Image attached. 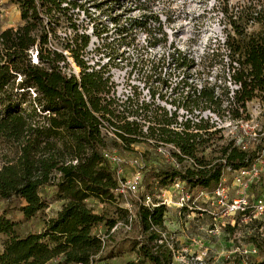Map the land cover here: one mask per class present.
I'll return each mask as SVG.
<instances>
[{"label": "trees", "instance_id": "16d2710c", "mask_svg": "<svg viewBox=\"0 0 264 264\" xmlns=\"http://www.w3.org/2000/svg\"><path fill=\"white\" fill-rule=\"evenodd\" d=\"M63 1L7 0L17 6L21 24L0 29V145L12 153L5 155L0 166V199L21 200L18 209L27 219L47 207L43 187L54 185L63 200L55 216L46 219L38 232L19 235L17 222L0 215V234L5 236L0 264H92L102 251L95 228L102 223L110 228L115 220L94 212L86 201L116 202L120 197L118 179L102 149L111 147L110 142L129 148L147 137L138 122L125 120L100 95L106 87L102 78L83 73L78 82L58 69L61 54L48 46V33L68 19ZM2 5L0 0V10ZM134 7L147 6L138 1ZM222 12L229 14L228 24L234 33L226 34L231 59L227 68L232 83L239 86L229 96L236 105L230 111L234 117L241 116L246 104L256 99L261 103L264 126V5L247 2L236 10L225 5ZM153 19L159 21L157 16ZM146 21L139 23L145 25ZM249 23L258 24L259 29L248 32ZM34 45L37 64L29 56ZM199 98L217 107L214 87H204ZM106 115L118 122L115 127L121 131V143L102 137L99 118ZM164 122L155 120L157 125ZM158 127L159 139L179 146L195 164L182 171L171 165L158 169L154 176L161 187L179 178L190 188L212 190L223 167L246 166L257 157L254 151L225 145L217 156L207 158L197 152L209 138L196 140L191 134ZM148 130L153 136L156 129L149 126ZM134 204L139 257L149 264H171L169 233L164 224L166 207L159 204L148 208L136 200ZM240 219L237 215L234 225H225L223 231L233 233L244 228L257 232L263 224L262 220L243 223ZM250 241L259 246L255 234L250 235Z\"/></svg>", "mask_w": 264, "mask_h": 264}, {"label": "built area", "instance_id": "2783aa9c", "mask_svg": "<svg viewBox=\"0 0 264 264\" xmlns=\"http://www.w3.org/2000/svg\"><path fill=\"white\" fill-rule=\"evenodd\" d=\"M111 2V6L108 7ZM115 2L116 0L62 2V6L68 8V19L64 23L65 31L62 36L57 34V30L48 33V46L61 54V59L56 62L60 72L78 82L83 73H92L102 78L106 82V87L100 95L105 101L110 102L115 112L121 113L125 120L138 122L141 125V132L147 136L145 140L152 144L158 155L169 162L168 165L177 170L182 171L187 166L194 167L193 159L174 143L159 139L158 126L181 135L191 134L196 140L201 137L209 138L210 141L213 135H218L225 141L222 146L230 145L257 154L255 160L246 166L223 167V174L212 190L190 188L184 181L175 178L169 185L161 187V193L154 194L148 191L138 196L143 179L141 168L145 165V159L137 155L124 158L115 154L110 147H106L102 149V155L116 174L118 194L122 198L127 194L134 195L138 203L148 208L164 204L166 207L164 219L170 207H174L178 215L184 214L188 218L196 215L197 210L200 211L198 214L202 212L210 214L215 231L227 224L234 225L237 215H241L240 221L243 223L252 220L264 221V182H260L261 164L264 163L261 107H258L256 114L234 117L229 107H214L199 98L200 92L207 87L205 83L189 86L187 81L191 79L185 76L184 72L178 73V78L172 80L166 73L164 60L174 69L189 70L192 68L191 58L187 56L189 52L184 53L182 48L176 46L175 40H172L170 43L175 42V45L169 44L171 51L163 50V54L154 57L152 50L164 49L165 43L163 32L151 37L147 30L150 21L160 26V20L157 22L153 19V16L157 15H152L149 8L137 9L133 6L132 9L138 10L141 14L127 20L129 14H120ZM145 19H147L145 25L139 23ZM134 27L141 31L139 42L135 41L137 33L130 36ZM226 34V27H221L218 23V28L211 36L205 38L201 50L204 53L211 45L222 46L227 53L223 59L228 67L231 59ZM54 40L55 44L52 43ZM139 49H142V53ZM37 53V45H34L29 50V56L34 64L38 63ZM232 63L237 65L236 61ZM226 77L229 84H232L228 68ZM181 84L186 85L185 95L177 99L169 98L174 90L178 88L183 90ZM233 86L231 94L239 87L235 83ZM154 113L163 117L165 122L157 125L147 120ZM117 123L116 119L109 115L99 118L100 133L104 139L121 143L118 135L121 131L115 127ZM149 126L156 129L153 136L148 135ZM209 146L207 142L198 148L197 153L208 158ZM125 165L134 168L129 178L120 176ZM171 193L175 194L174 200ZM199 202L201 204H198ZM123 207L127 211V219L114 223L109 228V233L119 227L125 231L133 228V222L137 220L136 206L130 201H123ZM217 220L220 221L219 224L215 222ZM94 232L102 240L103 251L106 235L97 227ZM169 238L171 242H168V246L174 253L173 238L170 234Z\"/></svg>", "mask_w": 264, "mask_h": 264}, {"label": "rangeland", "instance_id": "374dc122", "mask_svg": "<svg viewBox=\"0 0 264 264\" xmlns=\"http://www.w3.org/2000/svg\"><path fill=\"white\" fill-rule=\"evenodd\" d=\"M79 1L87 2V0ZM138 1L145 2L146 8H149L152 15H157L161 22L160 26L151 21L149 22L147 30H149L151 37L154 34H159L158 32L164 33V49L152 50V55L157 57L163 54V50L165 52L171 51L169 44H174L175 42L176 46L184 50V53L189 52L187 56L191 58L190 66L192 67L189 70L174 69L172 65L168 66L166 60H164V67L169 77L175 80L179 76L178 73L184 72L185 76L191 79L187 81L189 86L201 82L205 83L207 87L217 85L216 88L214 87V94L217 96L216 105L226 106L230 109L236 107L233 102H230L229 97L234 86L233 83L229 84L226 77L227 65L223 59L227 55L225 49L218 44H214L209 47L208 51L204 50L203 53L201 50L202 44L205 38L209 35L211 36L212 32L218 28V23H220L221 27H226V30L231 32L230 34H234L228 24L229 14H221L225 5L236 10L239 5L247 2H256L258 5H264V0H120V2L116 1L115 3L118 5L120 14H129L126 17L129 20V18L131 19L141 14L138 10L132 9ZM2 3L0 29L21 24L17 6L9 4L7 0H2ZM111 4L112 2L108 4V7ZM43 19L45 20V17ZM54 29L57 30L59 36H62L65 31L64 23L55 26ZM257 29H259L258 24H248V32ZM135 33H137L135 41L139 42L142 35L138 27L132 29L130 36L132 37ZM172 40H175V42L170 43ZM54 42L55 40L52 41L53 44H55ZM139 52L142 53V49H139ZM185 86V84H181L180 87L183 90L181 88L174 90L169 98L177 99L182 95L184 96ZM202 101L205 100L202 99ZM214 107L216 106L214 105ZM258 107H261V103L253 99L246 104V110L242 115L256 114ZM160 119H163V117H160L158 113H154L147 120L155 122V120ZM224 143L225 141L218 135H213L209 141L208 158L217 156L219 148ZM110 144V148L117 155L124 158L137 155L145 159V165L141 168L143 179L139 186L138 196L148 191L154 194L161 193V186L154 173L158 169L166 167L169 162L155 152L150 142L143 139L129 148L119 146L116 143L110 142ZM7 154L11 155L12 153L0 145V166ZM133 171V167L125 165L120 176L129 178ZM260 182H264V163L261 164ZM41 194L47 202V207L28 219L18 209L22 204L21 200L18 198L0 199V215H5L17 222V233L19 235L40 231L44 226V221L49 217L55 216L56 212L61 208L63 200L58 198L54 185L43 187ZM171 195L174 200L175 194L171 193ZM123 201H130L134 204L135 196L131 194H127L124 198L120 196L116 202H104L90 198L86 203L94 212L103 214L109 220L114 219L116 223L124 222L127 219L128 214L123 207ZM198 204L201 203L199 202ZM208 208L211 211L213 210L211 207ZM198 212L200 211L197 210L195 212L196 215L188 218L182 215L179 216L174 207L169 208V215L164 220L167 223L170 221L169 227L166 225V230L173 238L174 253H172L171 264H264V221L257 232L253 231V229L239 228L235 232L230 233L223 231L221 227H218L217 231H215L212 216L203 212L199 215ZM222 219L224 220V218ZM215 222L220 223L218 220ZM99 225L101 232L106 235L105 245L103 251L95 258L92 264H149L148 261H143L138 255L137 242L139 241V232L137 220L133 222V228L130 231H125L119 227L114 232L109 233L107 226L103 223ZM252 234L256 236L258 247L250 241V235ZM4 239L5 236L0 234V249ZM168 241L171 242L169 237Z\"/></svg>", "mask_w": 264, "mask_h": 264}, {"label": "crops", "instance_id": "0c3cea01", "mask_svg": "<svg viewBox=\"0 0 264 264\" xmlns=\"http://www.w3.org/2000/svg\"><path fill=\"white\" fill-rule=\"evenodd\" d=\"M8 27H10V26H8ZM5 28H6V27H5ZM3 29H4V28H3ZM167 215H169L168 212H167V214H166V217H167ZM191 215H192V214H191ZM199 215H201V214H199ZM179 216H180V215H179ZM182 216H185V215L182 214ZM166 217H165V218H166ZM169 222H170V221H168V223H167V221L164 220V224H165V226H166V225L168 226ZM168 227H169V226H168ZM97 228H100V225H99ZM168 229H169V228H168Z\"/></svg>", "mask_w": 264, "mask_h": 264}]
</instances>
